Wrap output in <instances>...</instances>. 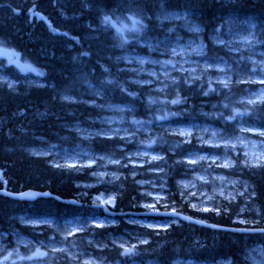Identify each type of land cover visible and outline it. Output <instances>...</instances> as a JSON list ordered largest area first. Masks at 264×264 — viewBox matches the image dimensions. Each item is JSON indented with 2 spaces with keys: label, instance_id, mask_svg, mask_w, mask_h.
Returning a JSON list of instances; mask_svg holds the SVG:
<instances>
[{
  "label": "trees",
  "instance_id": "16d2710c",
  "mask_svg": "<svg viewBox=\"0 0 264 264\" xmlns=\"http://www.w3.org/2000/svg\"><path fill=\"white\" fill-rule=\"evenodd\" d=\"M23 3L20 0H0V47L12 51L19 62L36 68L40 79L47 86L28 89L18 86L16 90H10L0 83V189L10 192L27 189L48 191L62 199H72L80 194L75 185L82 182V177L74 169L56 168L48 159L30 157L21 151L22 148L40 144L42 140L46 144L79 146L91 153L120 158V141L81 139L69 128L75 124L87 126L94 119L100 118L104 103L127 105L134 117L145 121L152 122L158 115L168 113L172 124L177 122L175 124L183 125V122L186 124L191 120L190 123L196 121L219 126L217 117L222 114V119L227 124L226 120L239 109L237 100L246 93L240 84L232 82L216 95L202 85L204 79L191 82L178 76L167 90L171 95L163 98L165 103H154L147 98L149 93L145 86L127 81V72L121 70L123 65L114 58L115 46H129L124 42L128 38L162 39L181 32L173 24L148 19L160 6L167 10L183 9L189 12L202 30L206 55L225 60L233 68L237 64L235 56L227 53L224 48L215 46L209 37L222 29L224 20L234 16L252 18L260 26L264 37V0H37L34 3L35 9L31 12V1ZM105 17H109L111 23H106ZM129 17L140 21L136 25L138 31L128 30L133 27ZM117 28L123 29V37L118 34ZM90 85L98 86L106 94L104 99L96 100L98 105L59 100L63 96L89 99L85 92ZM170 101L178 102L170 104ZM242 118L244 119L241 121L234 119V122L244 120L249 125L255 124L257 128L264 129V103L251 108ZM152 141L154 149L162 155V168L171 193L164 202L165 208H173L179 213L214 225L239 227L240 225H232V220L243 206L246 209L245 227L264 228V164L253 167L239 158H233L234 164L228 174L245 185L249 202L239 199L238 203L227 204L219 214L203 212L192 209L178 197L176 181L190 170L184 162L188 153L195 150L199 153L219 154L220 150L212 151L198 146L194 140L185 142L176 135L163 131L154 134ZM155 167L157 166L152 168ZM116 168L120 173L114 187L116 206L125 216H131L127 213L142 211L139 207V187L131 178L130 170L119 166ZM141 171L137 170L138 178L146 179L151 176ZM90 198L81 202L89 204ZM158 207L163 208L161 205ZM78 210V207L63 205L51 199L25 203L0 196V233L6 234V241L9 242L13 233L29 235V230L20 226L15 219L20 214H45L58 219L75 214ZM120 228L121 226L117 227V230ZM160 235L151 236L148 233L147 239L153 238V247L150 251H144V254L152 253L163 264H168L171 258L178 256L209 263L224 260L231 264H251L244 253L253 244H264V233H230L185 223L171 226Z\"/></svg>",
  "mask_w": 264,
  "mask_h": 264
},
{
  "label": "rangeland",
  "instance_id": "374dc122",
  "mask_svg": "<svg viewBox=\"0 0 264 264\" xmlns=\"http://www.w3.org/2000/svg\"><path fill=\"white\" fill-rule=\"evenodd\" d=\"M21 1H31L34 6L37 0ZM148 19L173 24L182 30L162 39L128 38L129 46H115L114 58L123 65L121 70L127 72V81L145 86L149 93L147 98L154 103H165L163 98L171 95L167 90L178 76L191 82L204 79L202 85L216 95L232 82L240 84L246 93L237 100L239 109L226 120L227 124L222 114L217 117L219 126L190 123L191 120L178 126L169 121L168 113L158 115L152 122L145 121L134 117L127 105L104 103L100 118L87 126L75 124L69 128L81 139L120 141V158L91 153L79 146L46 144L43 140L21 151L30 157L48 159L56 168L74 169L82 177V182L75 185L80 190L76 199L91 197L90 204L99 203L115 211L120 210L114 190L120 175L116 167L126 168L139 187L140 209L158 211L166 209L164 202L171 193L162 168V155L154 149L152 139L156 133L168 132L185 142L194 140L198 146L220 150L219 154L194 150L186 155L184 162L190 170L176 181L179 198L192 209L216 214L227 204L238 203L239 199L249 202L245 185L228 173L233 167V158L253 167L264 164V129L245 121L234 122V119L241 121L251 108L264 103V37L260 26L252 18L234 16L225 19L222 29L210 36L211 43L235 56L237 64L233 68L225 60L205 55L202 30L186 10H167L160 6ZM0 83L11 90L18 86L27 89L47 86L36 68L17 59L0 63ZM85 94L89 99L63 96L60 100L98 105L96 100L106 95L101 88L91 85L87 86ZM129 145L132 146L127 148ZM154 165L157 167L152 168ZM138 169L151 176L138 178ZM245 212V207L241 206L232 223L246 226ZM15 219L30 234L13 233L9 242L6 234L0 233V264H163L152 253L144 254L153 247V238L148 240L147 235L161 236L160 233H165L172 225H178L170 219H110L89 207L58 219L29 213L17 215ZM125 249L132 252L126 255ZM245 256L252 264H264L263 251L257 244L251 245ZM216 262L178 256L171 258L168 264H231L224 260Z\"/></svg>",
  "mask_w": 264,
  "mask_h": 264
},
{
  "label": "water",
  "instance_id": "95a60500",
  "mask_svg": "<svg viewBox=\"0 0 264 264\" xmlns=\"http://www.w3.org/2000/svg\"><path fill=\"white\" fill-rule=\"evenodd\" d=\"M0 59L6 60V61H11L12 55L8 51H6L4 49H0ZM0 196L6 197V198L11 199V200H15V201L33 202V201H36L40 198H45V199H54L55 201H57L59 203H63V204H77L73 200H63V199H60V198L50 194L49 192H39V191H33V190H26V191H22L20 193H11V192H7V191L0 189ZM100 207H102L104 210V213L109 215V216H113L114 214H116L114 212L113 213L110 212L105 206H100ZM143 215L163 216V217L173 218V219H176V220H179L182 222H186L189 224L198 225V226H202V227L214 228V229H223L221 227L206 224L202 221L195 220L193 218L181 215V214L176 213L174 211L148 212V213H143ZM185 217H187V219H185ZM228 230L231 232H240V233L250 232V231H246V230H234V229H228ZM260 231H264V230H260Z\"/></svg>",
  "mask_w": 264,
  "mask_h": 264
},
{
  "label": "bare ground",
  "instance_id": "6f19581e",
  "mask_svg": "<svg viewBox=\"0 0 264 264\" xmlns=\"http://www.w3.org/2000/svg\"><path fill=\"white\" fill-rule=\"evenodd\" d=\"M40 1H41V0H40ZM162 2H163V1H162ZM179 2H180V1H179ZM186 2H187V1H186ZM38 3H39V2H38ZM41 3H42V2H41ZM43 3H44V2H43ZM23 4H24V3H23ZM26 4H27V3H26ZM31 4H32V2H31ZM183 6H184V5H183ZM40 7H41V6H40ZM165 7H166V6H165ZM152 8H154V7H152ZM156 9H157V8H156ZM153 11H154V10H153ZM156 11H157V10H155L151 15H153ZM24 14H25V13H24ZM224 17H225V16H224ZM94 18H95V17H94ZM219 20H220V19H219ZM88 21H89V20H88ZM150 22H151V21H150ZM220 23H221V22H220ZM90 25H91V24H90ZM217 25H218V24H217ZM96 26H97V25H96ZM200 27H201V26H200ZM216 27H217V26H216ZM99 28H100V27H99ZM99 28H98V29H99ZM87 29H88V28H87ZM211 29H212V28H211ZM93 30H94V28H93ZM175 30H176V29H175ZM181 30H182V29H181ZM215 30H216V29H215ZM215 30H214V31H215ZM176 31H177V30H176ZM176 31H175V32H176ZM209 31H210V30H209ZM214 31H213V32H214ZM2 32H3V31H2ZM92 32H93V31H92ZM96 32H97V31H96ZM211 32H212V31H211ZM94 34H95V33H94ZM209 34H210V33H209ZM211 34H212V33H211ZM96 35H97V34H96ZM5 36H6V35H5ZM202 36H203V35H202ZM88 37H89V36H88ZM90 37H91V36H90ZM209 37H210V36H209ZM209 37H208V38H209ZM1 38H2V37H1ZM86 39H87V38H86ZM88 39H90V38H88ZM94 39H95V38H94ZM99 40H100V39H99ZM88 41H89V40H88ZM204 42H205V41H204ZM7 43H8V42H7ZM65 43H66V42H65ZM63 45H64V44H63ZM65 46H67V45H65ZM68 48H69V47H68ZM69 50H70V48H69ZM205 55H206V54H205ZM209 58H210V57H209ZM105 63H106V62H105ZM109 63H110V62H109ZM116 64H117V63H116ZM118 64H120V63H118ZM110 65H111V64H110ZM113 67H114V66H113ZM116 67H117V65H116ZM76 71H77V70H76ZM76 71H74V72H76ZM122 76H123V75H122ZM1 84H2V83H1ZM196 84H197V83H196ZM196 84H195V85H196ZM199 86H201V85H199ZM189 87H190V86H189ZM192 87H194V86H192ZM195 87H196V86H195ZM250 87H251V86H250ZM194 89H195V88H194ZM200 90H201V89H200ZM196 91H197V89H196ZM181 93H182V92H181ZM188 93H189V92H188ZM194 93H195V92H194ZM196 94H197V92H196ZM186 95H187V94H186ZM193 95H194V94H193ZM197 95H198V94H197ZM190 97H191V95H190ZM195 97H196V96H195ZM200 98H201V97H200ZM59 100H60V99H59ZM202 100H203V99H202ZM215 100H216V99H215ZM207 102H208V101H207ZM191 104H192V103H191ZM198 104H199V103H198ZM200 104H201V103H200ZM200 104H199V105H200ZM211 104H212V103H211ZM197 107H199V106H197ZM187 108H188V107H187ZM195 108H196V106H195ZM199 109H200V108H199ZM204 109H205V108H204ZM206 109H207V108H206ZM174 110H175V109H174ZM190 110H191V109H190ZM190 110H189V112H191ZM196 111L198 112V110H196ZM199 111H200V110H199ZM182 112H183V111H182ZM192 112H193V111H192ZM197 112H196V113H197ZM205 112H206V111H205ZM218 113H219V112H218ZM224 113H225V112H224ZM177 114H178V112L176 113V115H177ZM183 114H184V113H183ZM178 115H179V114H178ZM178 115H177V116H178ZM177 116H176V117H177ZM188 116H189V114H188ZM225 116H226V115H225ZM182 118H183V117H182ZM178 119H179V118H178ZM181 120H182V119H180V121H181ZM202 121H203V120H202ZM175 123H177V122H175ZM181 123H182V122H181ZM183 124H184V122H183ZM186 124H187V123H186ZM212 124H213V123H212ZM178 126H179V125H178ZM167 133H168V132H167ZM158 135H159V134H158ZM160 135H161V134H160ZM167 135H168V134H167ZM167 135H166V136H167ZM175 138H176V137H175ZM130 150H131V149H130ZM122 151H124V150H122ZM161 152H162V151H161ZM164 152H165V151H164ZM123 154H124V153H123ZM162 154H163V153H162ZM169 154H170V153H169ZM173 155H174V154H173ZM164 157H166V156H164ZM174 158H175V157H174ZM176 159H177V158H176ZM181 159H182V158H181ZM174 160H175V159H174ZM175 161H176V160H175ZM181 161H182V160H181ZM177 163H178V162H177ZM179 163H180V162H179ZM170 164H171V163H170ZM166 165H167V164H166ZM171 165H172V164H171ZM167 166H168V165H167ZM145 167H146V166H145ZM248 195H249V194H248ZM58 197H59V196H58ZM236 200H237V199H236ZM221 202H222V201H221ZM92 204H93V203H92ZM98 204H99V203H98ZM240 205H241V204H240ZM71 206H72V205H71ZM233 208H234V207H233ZM119 212H120V211H119ZM231 212H232V211H231ZM233 212H234V211H233ZM256 212H257V211H256ZM132 213H133V212H132ZM254 214H255V213H254ZM256 214H257V213H256ZM256 214H255V215H256ZM227 215H228V214H227ZM262 215H263V214H262ZM228 217H229V216H228ZM233 218H234V217H233ZM260 219H261V218H260ZM263 219H264V218H263ZM263 219H262V220H263ZM233 220H234V219H233ZM254 220H255V219H254ZM255 221H256V220H255ZM258 222H259V221H258ZM233 225H235V224H233ZM238 225H239V224H238ZM253 225H254V224H253ZM259 227H260V226H259ZM262 228H263V227H262ZM249 237H250V236H249ZM259 238H260V237H259ZM249 242H250V241H249ZM247 243H248V242H247ZM249 245H250V244H249ZM247 246H248V245H247ZM248 247H249V246H248ZM245 248H246V247H245ZM242 254H243V253H242ZM244 254H246V252H245ZM244 256H245V255H244Z\"/></svg>",
  "mask_w": 264,
  "mask_h": 264
},
{
  "label": "snow or ice",
  "instance_id": "6c2138e0",
  "mask_svg": "<svg viewBox=\"0 0 264 264\" xmlns=\"http://www.w3.org/2000/svg\"><path fill=\"white\" fill-rule=\"evenodd\" d=\"M129 19L132 20V25L133 27L131 29H128L129 31H138L139 29L136 28V25H138L140 23V21L136 20V19H133L132 17H129ZM105 22L106 23H111V20L109 17H105ZM113 27H116L115 24H112ZM53 31H55L53 29ZM117 32L118 34L121 35V37H123V29H120V28H117ZM125 43L127 42V40L124 41ZM10 62H14V61H10ZM178 101H173V103H177ZM262 135H264V133H262ZM185 219H187V217H185ZM132 252V249H125V252L124 254H130ZM41 255H44V254H41Z\"/></svg>",
  "mask_w": 264,
  "mask_h": 264
}]
</instances>
